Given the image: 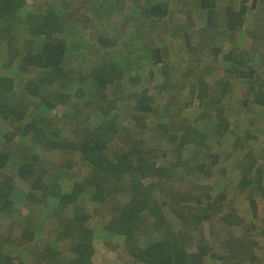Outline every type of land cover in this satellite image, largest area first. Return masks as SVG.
<instances>
[{
	"label": "trees",
	"instance_id": "1",
	"mask_svg": "<svg viewBox=\"0 0 264 264\" xmlns=\"http://www.w3.org/2000/svg\"><path fill=\"white\" fill-rule=\"evenodd\" d=\"M227 1L123 3L94 35V0L30 24L0 0V264H103L94 238L124 264H264V0Z\"/></svg>",
	"mask_w": 264,
	"mask_h": 264
},
{
	"label": "rangeland",
	"instance_id": "2",
	"mask_svg": "<svg viewBox=\"0 0 264 264\" xmlns=\"http://www.w3.org/2000/svg\"><path fill=\"white\" fill-rule=\"evenodd\" d=\"M25 1L27 3H29L30 5L31 4H34V5L36 4L35 0H25ZM228 1L232 2L233 4H236V2H237V0H228ZM25 9H28V7L24 6L23 7V11L21 12L20 16L19 17L14 16V18H18L19 21H24V22L30 24L31 23V22H29L31 20L30 11L29 12H25L26 11ZM177 15L178 14H176L175 17ZM175 17H174V19L176 20ZM181 17H184V16H181ZM254 18H255V20L252 17H250V19H253V20H250L251 23L253 21V24L256 26V28L258 30L264 31V5L259 6V8L256 11V16L254 15ZM180 19L181 20L179 22H182V18H180ZM5 24H7V23L3 22V25H5ZM242 90H243V87H241V86L238 87L237 85H235V86H233V88H229L228 90L226 89V90L223 91L221 86L216 85L215 87H212L211 96L212 97H217V96L226 95L228 93L224 97L226 99V98H229V95L232 94L231 93L232 91L241 92ZM244 95H249V92L247 91ZM256 96H257V101H259L258 103L260 105H262L261 107H264V93L259 91V93ZM232 107L235 108L236 110H238L236 105H234ZM165 109L170 114L168 119H170V123L173 125V127H176V126H178L179 124L182 123V121L179 122V120L182 119V117L180 115V111L182 109L181 108V101L177 97H174V99L172 98L171 100H168L167 102L165 101L163 110H165ZM198 111H199V108H198L197 105H195V104H193L192 106L190 105L189 113L187 114V116L192 118L193 116H195V114ZM241 118L244 120V117H241ZM257 154H258V152L255 153V155H257ZM262 157H264V155L260 156V158H262ZM15 183H16L15 185L17 187L26 188L25 182H23L19 178L16 179ZM90 208L91 207L88 206V209H90ZM260 208H261V206L259 207V209ZM15 211H16V214L13 213V215H18L20 217V215H24L23 213H27V211L29 212V209H28V207L26 208L24 206L22 208V206H21L20 208H16ZM93 244H94V254H93L94 263L103 262V264H124V261L128 259V254H127L128 252H125L122 249V247L120 248L119 245H116V247L113 248L111 251H107L108 248H106L105 244L102 241H100V239L94 238ZM119 256H121V257H119Z\"/></svg>",
	"mask_w": 264,
	"mask_h": 264
},
{
	"label": "crops",
	"instance_id": "3",
	"mask_svg": "<svg viewBox=\"0 0 264 264\" xmlns=\"http://www.w3.org/2000/svg\"><path fill=\"white\" fill-rule=\"evenodd\" d=\"M35 2H36L35 4L36 8L35 10H33L34 4L30 5L25 1L22 7L19 9L18 15L16 17L20 16L24 6L28 7V9H25L26 11L25 10L24 11L25 12L30 11V18L33 19L36 14L40 13L38 9L43 4H47L49 6L52 5L56 6L57 3H60V4L70 5L71 7H76L78 5H81L82 2H85V0H35ZM127 2H131V4L138 5L141 4L143 0H106V1L94 0V3L91 5L92 8L88 7L90 10L83 12V14L87 18L83 16H81V18L84 21H87L89 26L94 27L95 29L94 35L100 34L102 33V31L105 30H111L115 32L119 31L122 28L121 21L123 19L121 10L124 9L123 7H121V4L123 3L127 4ZM107 26L110 27L111 29L107 28Z\"/></svg>",
	"mask_w": 264,
	"mask_h": 264
}]
</instances>
